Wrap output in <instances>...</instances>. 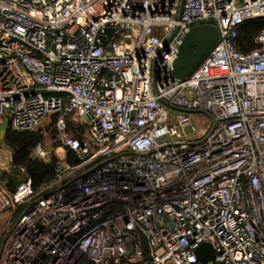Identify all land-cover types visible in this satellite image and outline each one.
<instances>
[{"label":"built area","instance_id":"2783aa9c","mask_svg":"<svg viewBox=\"0 0 264 264\" xmlns=\"http://www.w3.org/2000/svg\"><path fill=\"white\" fill-rule=\"evenodd\" d=\"M261 18L264 0H0V121L64 152L40 191L0 182V215L21 211L0 264H206L205 244L264 264V33L237 46ZM202 25L218 42L174 78Z\"/></svg>","mask_w":264,"mask_h":264},{"label":"trees","instance_id":"16d2710c","mask_svg":"<svg viewBox=\"0 0 264 264\" xmlns=\"http://www.w3.org/2000/svg\"><path fill=\"white\" fill-rule=\"evenodd\" d=\"M264 33V18L246 22L239 30L237 40L238 49L249 53L259 47L257 37ZM5 144L13 152L12 171L6 173L1 179L6 182L9 192H15L20 184L30 179L33 189L40 191L55 178V168L59 161L52 157L48 161L36 159L33 155L35 149L44 141V135L38 130L35 132H15L6 128ZM21 168L25 173H21ZM21 211H19L20 215Z\"/></svg>","mask_w":264,"mask_h":264},{"label":"water","instance_id":"95a60500","mask_svg":"<svg viewBox=\"0 0 264 264\" xmlns=\"http://www.w3.org/2000/svg\"><path fill=\"white\" fill-rule=\"evenodd\" d=\"M184 0H182L183 3ZM113 29H108V34H113ZM219 30L213 25H202L192 28L185 36L181 47L179 48L178 57L173 66V77L184 80L194 71L206 55L211 51L219 40ZM168 105V104H166ZM177 111L184 109L168 105ZM199 112V111H193ZM208 115L207 113H204ZM9 123V122H8ZM198 258L204 263L215 261L216 255L213 247L205 244L197 251Z\"/></svg>","mask_w":264,"mask_h":264},{"label":"rangeland","instance_id":"374dc122","mask_svg":"<svg viewBox=\"0 0 264 264\" xmlns=\"http://www.w3.org/2000/svg\"><path fill=\"white\" fill-rule=\"evenodd\" d=\"M197 117L204 123L210 119L205 114H197ZM6 128H7V122L0 121V182L5 186V188H6V182L1 179L5 176L6 173L12 171V162H13V152L5 144L4 136L6 133ZM39 131L44 135L42 149L48 153L47 159H51L52 157H56L60 159L61 156L63 157L64 152L58 149V147L55 146V144H53L52 136L45 131V128L44 129L41 128ZM18 217H19V211L9 212L0 215V253L2 252V248L6 240L7 231L5 227L7 226V223L10 221V219H11V223L14 222Z\"/></svg>","mask_w":264,"mask_h":264},{"label":"bare ground","instance_id":"6f19581e","mask_svg":"<svg viewBox=\"0 0 264 264\" xmlns=\"http://www.w3.org/2000/svg\"><path fill=\"white\" fill-rule=\"evenodd\" d=\"M59 152V151H58ZM62 157V156H61Z\"/></svg>","mask_w":264,"mask_h":264}]
</instances>
